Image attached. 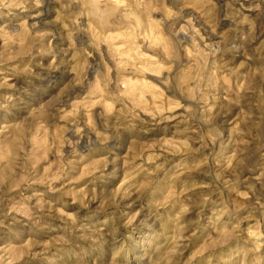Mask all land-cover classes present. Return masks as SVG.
Wrapping results in <instances>:
<instances>
[{
    "label": "rangeland",
    "instance_id": "374dc122",
    "mask_svg": "<svg viewBox=\"0 0 264 264\" xmlns=\"http://www.w3.org/2000/svg\"><path fill=\"white\" fill-rule=\"evenodd\" d=\"M0 264H264V0H0Z\"/></svg>",
    "mask_w": 264,
    "mask_h": 264
}]
</instances>
